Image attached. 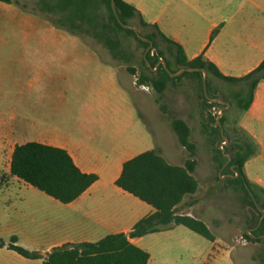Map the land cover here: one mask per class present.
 Instances as JSON below:
<instances>
[{"label":"crops","instance_id":"1","mask_svg":"<svg viewBox=\"0 0 264 264\" xmlns=\"http://www.w3.org/2000/svg\"><path fill=\"white\" fill-rule=\"evenodd\" d=\"M125 1L135 6L145 21L156 24L164 35L180 44L189 59L203 55L226 76L243 77L264 59V0ZM115 65L128 75L119 79L117 70L106 67L109 77L106 88L109 93L117 94L121 103L109 97L108 101L88 104L80 112V121L64 122L62 114L50 105L55 94L61 95L64 90L38 92L25 89L20 83L13 90L0 91L1 178L5 175L1 188L18 189L14 199L0 201V264H43L53 249L65 244L93 243L111 234L129 233L155 209L117 185L124 163L155 149L170 164H185L189 153L178 138L177 147L166 141L155 144L137 98L133 96L130 101L129 92L142 91L149 96L151 90L137 87L134 75ZM91 83L94 85L96 80ZM93 89L79 92L91 95ZM187 107L188 114L178 117L191 126L193 117L201 116L202 107L200 103ZM239 125L259 145L258 153L245 163L246 176L258 188H264V80L258 84L250 108L241 114ZM28 142L67 150L81 171L96 174L97 180L78 198L63 203L12 176L14 149ZM198 172L197 164L193 172L197 180ZM11 179L18 186H11ZM198 204L197 193L188 194L178 204L177 213L197 217L207 224L209 216ZM211 221L219 233L218 236L212 232L215 235L212 244L216 245L221 238H227V232L217 217ZM183 227L177 225L130 240L149 252L148 264H179L182 252L191 255V263L195 264L206 253V246ZM13 237L26 249L41 252L43 258L29 259L10 249L8 245Z\"/></svg>","mask_w":264,"mask_h":264},{"label":"trees","instance_id":"2","mask_svg":"<svg viewBox=\"0 0 264 264\" xmlns=\"http://www.w3.org/2000/svg\"><path fill=\"white\" fill-rule=\"evenodd\" d=\"M1 1L19 4V1ZM114 1L117 15L113 10L111 0H38V5L42 12L57 15L51 20L56 27L73 34L94 37L108 47L114 60L123 59L127 63L131 60L132 55H128L122 47L119 39L120 32L134 35L144 48L149 46V41L138 38L134 29L123 26V24L132 25V20L138 18L142 26L153 28V31L143 35L153 42V48L148 52L152 68L143 58L142 62L147 70L139 74V84H148L162 95L169 84L174 85L182 78L189 77L200 83L203 112L222 106L218 102H211L210 98L216 97L210 95L209 80H207V88L210 98L206 97L201 70L185 71L180 76L171 77L162 64L154 69L161 59H165L173 72L183 67L205 69L208 72V77L214 75L228 84H241L244 90L243 94L235 95L237 105L241 110L240 115L250 108L254 92L258 84L264 80V59L243 77L226 76L203 55L189 59L180 44L164 35L156 24L145 21L135 6L125 0ZM103 4L106 5L107 12L102 8ZM126 69L132 75L137 72L132 65H127ZM156 101L159 103L160 99L157 98ZM229 104L232 105L230 102ZM224 106L226 107V105ZM161 109L165 112L163 106ZM228 111V109L223 111L220 124L224 135L229 138V141L234 142L235 147L234 149L231 146L225 147V152L230 153L231 160L222 174L228 172L232 174L229 181L234 189L240 188L243 191L245 203L253 204L255 207L262 203L264 206V188H258L251 182L244 170L247 160L258 153L259 145L238 124L233 129L236 135L232 137L229 134L226 115ZM206 120L205 126L212 132H220L223 137L221 126L217 123V115L211 116L208 113ZM170 123L179 143L189 153L185 164L182 166L170 164L157 150L151 149L127 160L116 181L118 186L153 206L155 211L140 219L129 233L111 234L93 243H68L57 247L44 258L43 264H148L149 252L133 244L130 239L165 231L177 225H183L211 241L215 240V235L202 219L177 213V206L184 197L194 194L199 188V182L193 176L198 164L195 157L197 145L191 140L192 128L186 120L178 116H171ZM214 152L216 161L220 167H223L228 157H224L219 145L214 146ZM10 173L63 203H69L78 198L98 178L96 174L81 171L67 150L37 142H28L15 147ZM236 173H238L237 176H235ZM249 190L253 193L257 204ZM256 220L257 231L253 232L256 236L248 232L245 233V236L252 241H261L260 234H264V209ZM0 245L2 244L0 243ZM8 246L26 258H43L41 252L32 251L17 244L16 237L12 238ZM255 257L264 264L263 253L259 252Z\"/></svg>","mask_w":264,"mask_h":264},{"label":"rangeland","instance_id":"3","mask_svg":"<svg viewBox=\"0 0 264 264\" xmlns=\"http://www.w3.org/2000/svg\"><path fill=\"white\" fill-rule=\"evenodd\" d=\"M13 1H19V4L0 1V91L13 90L20 86V83L23 88L38 92L46 89L64 90L61 95L55 94L50 105L62 114L64 122H72L73 119L80 121V112L88 104L102 103L104 100L108 101L109 97L115 103H121L118 95L109 93L106 88V83H109L106 67L111 66L117 70L119 79L128 74L124 69L117 68L115 63L121 68L132 65L137 74L147 70L142 62L146 48L134 35L119 33L122 47L132 57L128 63L123 59L114 62L108 47L99 40L54 26L51 20L57 15L42 12L38 0ZM102 8L107 12L106 5L103 4ZM131 24L141 35L153 31V28L142 26L138 18L132 20ZM40 78H43V81ZM93 79L96 83L91 85ZM208 80L210 95L232 103L225 109L229 110L226 112L229 134L234 137L236 133L233 129L235 125H239L241 116L235 95L243 94V87L239 83L228 84L214 75H209ZM90 87L94 88L91 95L79 92ZM133 96L137 98L138 106L146 114L144 117L152 130L155 144L166 141L176 147L177 137L172 129L170 117L188 114L187 105L191 104L193 107V104L199 105L203 101L200 83L189 77L182 78L174 85L169 84L162 95L152 88L149 96L142 91L137 94L129 92L131 103ZM157 98L160 99L159 103ZM150 99L155 101L157 106ZM208 113L213 116L214 109L202 111L201 116L196 114L191 121V140L197 145L195 157L198 158L199 166L200 185L196 192L199 198L198 207L205 209L209 216L207 224L211 231L218 235L216 227L210 223L213 217H217L227 232V238H221L218 244L213 245L211 240L200 234L186 227L182 229L205 243L206 253L199 256L195 264H263L255 256L259 252L264 254V237H261V241H252L245 233L256 236L253 234L257 231L256 219L264 206L262 203L257 204V207L245 203L243 191L240 188L234 189L229 181L232 174H222L226 166L221 170L222 167L215 159L214 146L224 143V138L220 132H212L205 126ZM227 146L233 149L235 147L231 141ZM226 153L230 157V153ZM4 176L1 178L0 175V201L14 199L18 194L16 188H1ZM9 184L18 186V182L12 179ZM179 258V264H192L193 258L186 252H182Z\"/></svg>","mask_w":264,"mask_h":264},{"label":"water","instance_id":"4","mask_svg":"<svg viewBox=\"0 0 264 264\" xmlns=\"http://www.w3.org/2000/svg\"><path fill=\"white\" fill-rule=\"evenodd\" d=\"M111 4H112V7H113V10H114L115 14L117 15V11H116V8H115V1H114V0H111ZM123 26L126 27V28L134 29V31L136 32L138 38H140V39H142V40H145V41H149V46L146 48L145 53H144V59L146 60L148 66H149L150 68H152V63H151V61H150L149 58H148V52L153 48V42H152L151 40L145 38V37H144L143 35H141L140 33H138V32L135 30V28H134L133 25L123 24ZM161 64L163 65V67L165 68V70L168 71V73L170 74L171 77L180 76V75L183 74L185 71H190V72H192V71H199V70H201V71L203 72V87H204V93H205V95H206L207 98H210L209 93H208V88H207L208 72H207L205 69L191 68V67H188V68L183 67V68H181L180 70H178V71H176V72H173V71H171V69L168 67V64H167V62H166L165 59H161V60L157 63V65H156V67H155L154 69H157ZM210 100H211V102H218V103H220V104H222V105H226V107L230 106V104H229L228 102L224 101L222 98H210ZM226 107H225V106H220V107H219V110H220V111H224ZM217 123L221 126V124H220V117L217 118ZM221 131H222V133H223L224 143L220 144L219 148L222 150V152H223L224 155L228 156V161L223 165V167L221 168V170H222V169L227 165V163L231 160V158L229 157V154H227V153L225 152V146L228 145V143H229V138H228L226 135H224V130H223L222 126H221ZM220 174H221V171H220ZM237 175H238V173H236L235 176H237ZM247 188H248V186H247ZM248 189H249V188H248ZM249 191H250V190H249ZM250 194H251V196L253 197L255 204H257V202H256V200H255V198H254V196H253V193H252L251 191H250ZM260 236H261V237H264V234H260Z\"/></svg>","mask_w":264,"mask_h":264},{"label":"built area","instance_id":"5","mask_svg":"<svg viewBox=\"0 0 264 264\" xmlns=\"http://www.w3.org/2000/svg\"><path fill=\"white\" fill-rule=\"evenodd\" d=\"M133 80H134V84H135L137 87L141 88V89H144V90H146V91H149V90L152 89V87H151L150 85H148V84H139V83H138V81H139V74H137V73L134 74V76H133ZM222 113H223V111H220V110H219V107H218V109L214 108V114L217 115V118H218V117H221Z\"/></svg>","mask_w":264,"mask_h":264},{"label":"flooded vegetation","instance_id":"6","mask_svg":"<svg viewBox=\"0 0 264 264\" xmlns=\"http://www.w3.org/2000/svg\"><path fill=\"white\" fill-rule=\"evenodd\" d=\"M224 100V99H223Z\"/></svg>","mask_w":264,"mask_h":264}]
</instances>
